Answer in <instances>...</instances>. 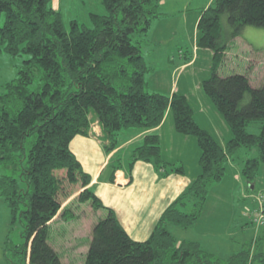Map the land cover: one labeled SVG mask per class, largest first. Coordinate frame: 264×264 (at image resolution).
<instances>
[{
	"label": "trees",
	"instance_id": "1",
	"mask_svg": "<svg viewBox=\"0 0 264 264\" xmlns=\"http://www.w3.org/2000/svg\"><path fill=\"white\" fill-rule=\"evenodd\" d=\"M51 2L0 0L1 50L13 58L26 57L17 79L4 84L0 95V164L15 166L20 173L19 181L0 177V198L11 224L20 218L23 239L22 245L12 247L19 258L9 260L12 250L6 239L7 264H63L49 244L50 223L59 213L63 220L76 219L71 211L61 210L63 180L80 185L79 205L106 214L93 226L83 264H264V252L251 253L246 246L220 261L198 243L177 241L171 230H187L202 218L210 187L223 180L228 160L241 148L255 147L259 154L244 162L242 180L253 183L264 165V79L261 87L253 88L247 75H219L226 41L240 37L246 28L264 29V0H212L198 12L196 47L212 54L210 76L200 87L231 134L224 146L197 124L185 96L147 92L146 78L153 69L143 50L153 24L170 16L165 13L169 0H102L105 15H91L90 28L71 23L68 32ZM178 54L182 65L193 57L187 50ZM167 115L178 135L196 141L199 175L161 214L148 239L136 242L91 190V178L69 146L76 137H92L95 124L100 130L96 139L105 155L111 154L105 167L111 182L117 171L131 178L138 162L163 171V177L182 175V167L163 158L157 135L118 150L125 135L152 131ZM252 123L260 124L257 135L246 133Z\"/></svg>",
	"mask_w": 264,
	"mask_h": 264
},
{
	"label": "rangeland",
	"instance_id": "2",
	"mask_svg": "<svg viewBox=\"0 0 264 264\" xmlns=\"http://www.w3.org/2000/svg\"><path fill=\"white\" fill-rule=\"evenodd\" d=\"M169 1L170 2L166 5L165 13L170 14V16H167L166 19L163 18V20H158L153 24L147 36V42H149V44H147V46L145 45L146 47L143 46L145 47L143 50L145 60L153 69L146 78L147 92L169 97L170 88H172L173 85H177L180 90L187 91L188 94H190L189 100L192 109L194 110L196 119L202 129L210 134L214 133L215 136H217L216 138H225L226 135L223 134L220 126H222V128L225 127V129H227V127L199 86L201 80H207L210 76L209 52L202 49L196 51L194 47V44H196V27L193 21L196 12H200L207 7L212 0ZM51 7L59 12L66 32L70 30L71 23H76L79 27L90 28L91 15L103 16L106 14L104 7L102 6V0H52ZM185 8L188 10L182 12L181 15L178 14V10L182 11L185 10ZM3 24L4 15H0V28ZM173 31H177L176 36L170 37V35L173 34L171 33ZM260 32L264 33V29H257L255 34L250 36L248 40L251 44L260 43L257 46L264 48V42H262L264 36L260 35ZM241 42L242 44H240L238 40L230 42L232 45L231 50H228L230 53L227 56L225 55L226 63H224V67L220 69L219 75L221 77H227L234 74L247 75L251 81V86L256 88L261 84L264 78V52H261L262 54L259 55L250 54L242 48L247 41L245 40ZM181 50L185 52L187 50L192 56L198 53L197 60L192 68L183 71V74L181 73L180 75H178L180 71H177V75H174L173 78H171V72L174 69V66L170 68L172 59L175 58L178 60V52ZM262 51H264V49ZM25 58L26 57L22 55L13 58L2 52L0 46V95L4 93V84L13 82L17 79V72ZM205 74L206 77L203 79ZM247 100L248 97L245 99V102ZM209 108L214 111V127L206 121V116L203 115L202 112H198V109H201L204 110L205 113H208ZM169 119V121L172 122L170 115ZM259 127V123L249 124L246 128V133L257 135ZM93 130L98 136L100 135V130L95 124L92 127V134L94 133ZM191 141L195 145V153H198L199 150L195 140L193 139ZM177 142L178 141L174 142V148ZM170 147L171 146H169V150L167 149L166 151L163 144V153L167 160L169 157H172L171 164L174 163L176 168L182 167L187 173H192L194 169L192 164L195 157L193 158L191 145H186L183 152L175 149L172 150ZM258 157L259 154L257 148H241L238 154H235L231 160H228L223 180L210 187L207 202L202 214V223L199 227L208 225L207 222H209V226L213 224L214 229L211 231L213 233L212 237H214L215 241H210L209 244L211 247L212 244L216 243L218 252L213 256L220 261H225L232 255V250L230 249L231 246L238 248L246 246V249L251 248V253L264 252V235L260 234L256 245L253 244L257 237L255 232L252 231H255L257 227L251 224L248 220V214L257 208L259 201H264V165H260L257 170L256 178L250 185L242 180L240 177L241 173L239 174V170L243 169V164L246 160L257 159ZM14 168L15 166L0 164V177H14L19 181L18 176L20 173ZM64 175V173H58L59 177H65ZM236 176H238L239 180H237ZM19 184L22 188L25 187L21 182ZM62 185L63 187L59 196V201L62 205L65 201L77 197L75 195H78V193L82 191L79 184L73 186L63 180ZM252 187H254V189ZM77 205V201L73 200L70 211H75L78 219L72 224L78 225L79 229L81 228L80 232L84 235L87 232V221L84 220L88 212L85 206L87 204H80L81 210L78 211ZM245 221L246 223L244 224L243 222ZM58 227V223L53 224V232L49 239V244L52 248H56L61 259L66 260L65 262L67 264H83L85 260L84 254H76L75 252L70 251L69 246L65 247L66 253L61 250L64 247L61 246L63 241L60 240L56 234L58 229H60ZM174 229L181 231L172 233L177 241H181L184 237H187V239L190 240L194 233H185L178 228H171V230ZM263 229L264 228H261V231H263ZM64 230L70 232L71 226L70 228H67L66 226ZM196 232L199 235L196 236L197 239H201L202 236L206 237L205 233H202V231L197 229ZM6 239L8 240L7 243L11 245L10 248L12 250L8 253L9 260L15 255V250L12 247H19L23 244L22 223L20 222V218L17 217L16 221L11 224L10 212L7 209L6 204L0 198V264H7L3 250ZM229 240L231 241L229 242ZM84 241L85 239L81 242L83 243ZM72 242H74V240H72ZM14 258H19V256L15 255Z\"/></svg>",
	"mask_w": 264,
	"mask_h": 264
},
{
	"label": "crops",
	"instance_id": "3",
	"mask_svg": "<svg viewBox=\"0 0 264 264\" xmlns=\"http://www.w3.org/2000/svg\"><path fill=\"white\" fill-rule=\"evenodd\" d=\"M169 2H167L166 5ZM198 16L199 14L197 11L193 21L195 27L198 21ZM256 30L257 29L246 28L244 29L240 37L234 40H229V42L226 41V43H228L227 45H229L227 46L226 56L230 53L228 50H231L232 45L230 44V42L232 41L235 42L236 40H238L240 44H242L241 41H245V40L247 41L243 47L242 46L240 47L244 48L246 51H248V53L250 54L252 53L256 55L262 54L261 52H264L262 51L264 48L257 46L260 43L251 44L249 43L248 40L250 36H253L255 34ZM171 33L173 34H171L170 37L172 36L175 37L177 31L175 32L173 31ZM259 34L264 36L263 32H260ZM262 42H264V38ZM157 43H162V42H157ZM194 47L196 51L200 50L197 49L196 44H194ZM208 52H209L210 66H211L212 54L210 51ZM197 54L192 57L191 62H189L187 65H182L181 64L182 62L179 60L176 61V59H174L173 62L172 59V64L170 65V68L174 66V69L171 72L172 73L171 78H173L174 75H177V71H180V73L178 74L180 75L181 73L183 74V71L192 68L197 60L198 57ZM224 63H226V57ZM223 67L224 66H222V68ZM204 77H206V74L203 76V79H205ZM202 81L204 80H201L199 82V86ZM262 83L263 80L261 84L258 85L256 88L261 87ZM173 93H178L180 95L185 96L190 103L189 100L190 94H188L187 91L180 90L177 87V85H173L172 88H170L169 94L171 95ZM198 112H202V114L206 116V121L210 125H213L214 127V113H213L214 111H212L211 108L208 109V113H205V111L201 109H198ZM193 114L195 121L200 126L199 122L196 119L194 110H193ZM169 120H170L169 115H167L163 123L158 128L149 132H138V133L135 132L131 134L127 133L128 135L124 136L125 137L124 143L118 148V150L121 151V150L130 149L140 144L144 136L148 134H154L159 137L161 154L163 158L165 159V161L170 163L172 161L171 159L173 158L169 157L167 160V158L163 153V144L166 151L167 149L169 150V146H171L170 148L172 150L175 149V150H180L182 152L183 149L186 147V145H191L193 158L194 157L195 158L193 159V164H192L194 169L190 174L187 173V171L183 168L182 175L171 174L166 177H163L162 176L163 171H156L152 165L138 162L133 167L131 178H129L127 173L122 170V171H117L114 174L113 182H111L109 180L110 171L108 169H105L108 160L111 157V154L108 156L105 155V153L103 152L100 146L99 141L96 140L98 134H96L94 130L92 137L89 138L76 137L69 146L71 153L80 163L83 172L86 173L91 178V182L89 185L91 190H93L95 195L102 201L105 207L114 211L118 221L120 222V224L122 225L128 236L136 242H143L148 239L152 229L156 225L161 214L166 210V208L170 204H172L178 198L179 195H181V193L187 188V186L193 180H195L199 175V167H198L199 152L195 153L194 151L195 145L191 141L193 139H191L190 137H184L178 135L174 130L173 121L171 122ZM220 127L222 129L221 131L223 132V134L226 135L225 138H216L217 136H215L214 133H211V135L213 136V138H215V140L219 141L220 145H224L228 141L231 134L229 133L228 129H225V127L224 128H222V126ZM176 141L178 142L174 148L173 144ZM236 178L237 180H239L238 176H236ZM75 198L76 197H73V199L71 198L65 201V203L62 205L61 210L64 209L70 211L73 200L74 201L76 200ZM85 206L88 212L86 218H84V220L87 221L86 222L87 232L84 235L82 234V232H80L81 228L79 229L78 225L72 224L74 221L78 219L75 211H71L72 214L76 217L75 220L74 219L63 220L60 218V213H59L50 223L51 228H53L54 223H58L59 226L58 228L60 229H58L56 234L57 237L63 241L61 246L64 247L61 250L65 251V247L69 246L70 251L75 252L76 254L86 255L89 241L91 239V231L93 229V226L99 220L104 219L106 214L102 210L93 212L89 204ZM78 210H81L79 204L77 205V211ZM201 223H202V218L193 227L187 230H182V232L185 233L188 232H192V233L194 232V233L192 238H190V240L187 239V237H184L179 242L182 241L195 242L198 243L205 252L210 253L212 255H214L215 253L217 254L218 250L216 248V243L212 244L211 247L209 244L210 241H215L214 237H212L213 233L211 231L214 229L213 224L209 226V222H207L208 225L199 227ZM243 223L245 224L246 221ZM66 226L67 228H70L71 226L70 232L64 230ZM197 229L202 231V233H205L206 237L202 236L201 239H197L196 236H199L196 232ZM260 231L261 228L260 229L256 228L255 231H252L255 232L256 234L257 238L255 239H258L260 234L264 235V229L263 231L261 232ZM173 232H181V231H177L174 229L172 230V233ZM83 239H85L86 242L82 243L81 241ZM72 240H74V242H72ZM230 241L231 240H229V242ZM53 249L56 251L55 247ZM230 249L232 250L231 252L232 255L241 250V248L233 247V246H231ZM56 252L59 254L58 251ZM65 261L66 260H62L63 264H67Z\"/></svg>",
	"mask_w": 264,
	"mask_h": 264
},
{
	"label": "built area",
	"instance_id": "4",
	"mask_svg": "<svg viewBox=\"0 0 264 264\" xmlns=\"http://www.w3.org/2000/svg\"><path fill=\"white\" fill-rule=\"evenodd\" d=\"M250 213L248 218L252 223L257 226L264 224V201H259L257 208Z\"/></svg>",
	"mask_w": 264,
	"mask_h": 264
}]
</instances>
